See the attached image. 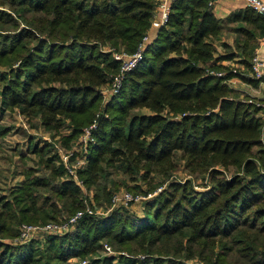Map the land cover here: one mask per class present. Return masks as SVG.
Here are the masks:
<instances>
[{"label":"trees","instance_id":"1","mask_svg":"<svg viewBox=\"0 0 264 264\" xmlns=\"http://www.w3.org/2000/svg\"><path fill=\"white\" fill-rule=\"evenodd\" d=\"M156 7L157 0H0V110L37 122L63 146L96 124L76 179L56 144L33 147L44 172L29 168L10 198H0V264H79L104 243L135 258L88 264H264L262 108L229 82H255L251 58L264 15L247 7L218 18L208 0H175L143 59L101 106L120 68L113 53L137 49ZM226 31L235 34L232 45L217 42ZM236 56L243 71L222 63ZM9 131L0 126V138ZM180 168L191 179L174 180ZM120 172L134 183L120 185L145 196L162 188L144 202L143 216L84 214L71 231L42 235V244L3 241L17 237L18 224L109 204V178ZM192 178L207 180L205 189Z\"/></svg>","mask_w":264,"mask_h":264},{"label":"rangeland","instance_id":"2","mask_svg":"<svg viewBox=\"0 0 264 264\" xmlns=\"http://www.w3.org/2000/svg\"><path fill=\"white\" fill-rule=\"evenodd\" d=\"M222 50V48L220 49ZM237 60H232L228 62H224L225 66L228 69L233 70H244V65L241 63V58H236ZM19 65V61H16L13 63L12 67L17 68ZM3 69H7V67H3ZM223 71V70H222ZM236 78L239 82L242 80L238 77ZM243 82V81H242ZM235 85V84H234ZM111 86V85H110ZM237 86V85H235ZM110 87H107L104 89V93L106 95V99L102 100L101 106H104L105 103H107L110 98ZM235 94L238 98L241 100L249 103L254 104L255 106L259 107V104H262L260 101L256 100L252 95H246L243 93L242 90L237 89ZM101 108V107H100ZM136 113H144L148 112L146 109L136 110ZM35 123V121H33ZM32 123V124H34ZM0 126L8 127L10 131L4 136L0 138V198L3 200L4 198H10V192L13 188L17 187V185L24 179V173L30 168L38 175L42 174L44 172L42 165L40 164L39 157L37 154L34 153L33 147L38 146L41 147L44 142H47L48 144H56L58 146V150L60 153L67 154V153H73V155L77 154V161L82 162L81 158L84 156L85 152L87 151L85 146H81L80 141L81 137L76 139L75 141L71 142L69 146H63L60 144L59 137L56 136L53 139H51V136L49 133H46L42 127L38 126V123L34 124V127H31L29 123L26 121V119L18 114L17 111H11V110H0ZM264 140V137H263ZM55 150V149H54ZM178 162V161H177ZM75 164V163H74ZM78 163L75 164V166H78ZM81 166V165H79ZM174 180H183L185 178L191 179V177L188 175L186 171H184L182 168L178 170L174 175L172 176ZM110 182L108 184V187L111 188L112 193H122V192H129L132 195H140L145 196L144 193H140L138 191H134L132 189H128L129 187L120 185L122 181L126 182L127 185L132 186L134 183L130 182V180L125 177L121 172L113 174L109 178ZM193 186L196 190H204V184L207 183V180L204 181L202 178L194 179L192 178ZM115 184H119V186H115ZM138 184H141L143 188L146 190V186H144L141 182ZM162 188H157L154 193L149 194L146 199L139 201V202H133L128 203L125 205H119L114 207L112 210L118 209L119 211H125L127 210L131 214H135L139 217L143 216V206L144 202L146 200H149L152 196H154L156 193H158ZM91 194V193H90ZM151 195V196H150ZM146 197V196H145ZM92 210L93 214H100L104 215L107 213V210L111 208V204L107 203L106 205L102 204L101 206H98L95 202H93V207L91 205H88ZM22 224H18L16 226V229H18V235L20 232V227ZM39 225V224H34ZM72 230V229H71ZM70 230V231H71ZM17 235V237H18ZM12 239H4L3 241L7 243H13L16 242V238ZM43 236L42 234H34L33 238L30 241H39L41 244L43 243ZM29 241V242H30ZM27 244V243H26ZM106 244L111 252L108 253L104 249V246L101 250H99L94 255H89L84 259H91L92 257H104V256H113L114 258L120 257V256H129L130 258H135L134 254L128 253L126 251H120L116 250L114 246ZM16 245H19L18 243ZM125 254V255H122ZM126 256V257H127ZM142 255H138L137 257H141ZM80 259H72L70 260L69 264H74L75 262H78ZM114 261V263H116ZM189 263H196L194 261H190Z\"/></svg>","mask_w":264,"mask_h":264},{"label":"built area","instance_id":"3","mask_svg":"<svg viewBox=\"0 0 264 264\" xmlns=\"http://www.w3.org/2000/svg\"><path fill=\"white\" fill-rule=\"evenodd\" d=\"M173 1L175 0H157V7L152 17L150 28L155 29L157 32V30L166 23L171 10V3ZM214 1L215 0H208V3L213 6ZM246 1L249 7L254 9L259 14L264 15V0H246ZM149 30L147 33L143 35L140 42L138 43L137 49L134 52L128 53L125 51H115L113 53L114 59L118 60L120 63V68L119 71L112 78V82L110 84L111 85L110 94H114L119 91L124 75L128 71L133 69L143 59L144 50L146 49L147 45L151 43V41L153 40L152 35L149 34ZM262 69H263V61L261 60L260 57H258L256 53H254L253 57L251 58V76L254 78H259L262 75ZM229 82L231 83V85L234 84L233 78L229 79ZM259 107L262 108L261 118L264 122V105L262 104ZM95 127L96 124L93 123L91 126L84 129L82 135L80 136L81 140H79L81 146L86 147L87 144L93 140L91 138V130L94 129ZM55 147L58 149L57 145ZM58 152L60 154L62 162L64 163L68 175L76 179V170L80 167L79 165L82 166L84 164L85 154L81 158L82 162H78V161L70 162V157L73 156V153L63 154L60 153L59 150ZM74 163L75 164L82 163V164L75 166ZM78 182L79 184H81L80 181ZM147 197L149 196L145 197L140 195H132L129 192L114 193L111 196V200H110L111 208L107 210V213L116 206L125 205L133 202H139L146 199ZM84 214H93V210L89 206H86V208L83 211H78L75 214L69 216L66 220L58 221V222L50 221L45 224H39V225L23 223L20 227V232L18 237L16 238V242L13 243L25 244L29 242L36 233L42 235L65 234L74 228L76 223L82 218ZM104 249L108 251V253L111 252L110 248L106 244H104ZM88 263H89L88 259H83L79 262V264H88Z\"/></svg>","mask_w":264,"mask_h":264},{"label":"crops","instance_id":"4","mask_svg":"<svg viewBox=\"0 0 264 264\" xmlns=\"http://www.w3.org/2000/svg\"><path fill=\"white\" fill-rule=\"evenodd\" d=\"M247 7H249V5L246 0H215L212 10L216 17L225 18L230 13ZM149 34L152 35L154 39L157 32L155 29L150 28ZM234 38H235V34L233 32L226 31L220 38L217 39V42L218 43L227 42L230 45H232L234 42ZM255 53L263 61L262 75L259 78L254 79L255 80L254 83H249L245 81L239 82L236 78H233V83L237 86H235L234 84L232 85L236 89L242 90L243 93H245L246 95H252V97L260 101L264 105V35L258 39V45L255 49ZM236 58L238 57L236 56L234 57V59L223 60L222 63L225 64L224 62L237 60ZM262 104H259V106H261ZM148 113L149 112H144L142 114H148Z\"/></svg>","mask_w":264,"mask_h":264}]
</instances>
